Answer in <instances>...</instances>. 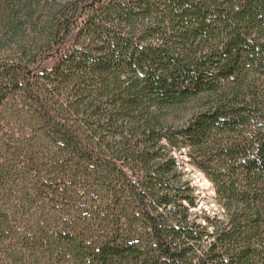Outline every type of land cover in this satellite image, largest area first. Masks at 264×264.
<instances>
[{
  "label": "trees",
  "instance_id": "trees-1",
  "mask_svg": "<svg viewBox=\"0 0 264 264\" xmlns=\"http://www.w3.org/2000/svg\"><path fill=\"white\" fill-rule=\"evenodd\" d=\"M0 264H264V0H0Z\"/></svg>",
  "mask_w": 264,
  "mask_h": 264
},
{
  "label": "rangeland",
  "instance_id": "rangeland-1",
  "mask_svg": "<svg viewBox=\"0 0 264 264\" xmlns=\"http://www.w3.org/2000/svg\"><path fill=\"white\" fill-rule=\"evenodd\" d=\"M176 158L180 168L191 180L192 186L196 190L198 200L197 208L193 210V214L198 217L201 223H206L207 218L214 219L216 216H221L222 210L216 201L217 196L213 184L191 164L187 151L177 153Z\"/></svg>",
  "mask_w": 264,
  "mask_h": 264
}]
</instances>
